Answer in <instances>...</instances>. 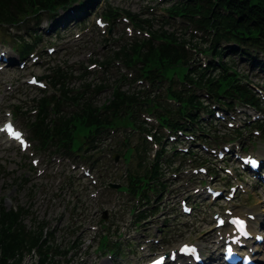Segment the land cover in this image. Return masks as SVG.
Segmentation results:
<instances>
[{
	"label": "trees",
	"instance_id": "trees-1",
	"mask_svg": "<svg viewBox=\"0 0 264 264\" xmlns=\"http://www.w3.org/2000/svg\"><path fill=\"white\" fill-rule=\"evenodd\" d=\"M75 0H0V22H7L14 24L25 20L34 11L41 8H55L57 6H66L67 4ZM180 13L183 16H194L195 14H201L198 19H193L195 24H198L204 30H211L213 32L211 47L214 53H219L221 57L226 54V48H221L224 43L231 41L244 42L249 50L257 48L264 50V0H202L194 5H185L178 7ZM153 33L159 38H165L166 42L162 48L152 46L150 50L146 49L142 41H135L131 45L133 54L125 53V57L129 63L136 64L138 61L143 62L147 69L145 73H151L150 69L153 65H156V69L153 72V77H156L164 69H168L172 66L185 64L192 59V53L185 48L182 43L177 44L179 38L186 39L184 34L177 35L175 32L167 29H154ZM29 45H26L28 47ZM253 58V54L250 53ZM115 56H119L116 54ZM135 56H141L134 58ZM229 65V66H228ZM231 65L224 62H220L219 67L216 66L218 73L214 79L205 80L206 72L191 68L185 79L189 81L193 88H201L205 85L209 86L217 95L221 97L222 94L239 93L242 98L248 99V89L244 83L241 82L238 74L235 71H231ZM65 72L60 67H49L47 70L56 73ZM213 80L215 82H213ZM65 89V88H63ZM66 93H69V89H65ZM116 100L114 101V108L120 116L124 114L122 111H126L125 102L126 97L129 100V106L131 107L136 103L135 94H123L117 89L113 92ZM71 97L74 95L69 94ZM183 101L179 110L174 111L169 109L165 114L160 113V119L163 124L169 125L171 128H176L181 125L180 119L191 117L197 119L198 109L202 106L201 100L194 93H189L186 96L182 94L178 95ZM124 97V98H123ZM87 114L82 116L81 114L65 115L59 110L60 123H50L47 121L46 111L40 113L37 118V123L42 125L40 133L54 129L56 134H60L63 140L67 143L72 138V128H76L77 123L91 126V121L97 123L96 130L99 131L103 126V121L94 111L96 107L95 103L86 101ZM156 109V108H155ZM78 118V116H80ZM42 118V119H41ZM41 119V121H40ZM88 123V124H87ZM146 150L145 146H137V152L141 151L140 166L144 168L145 172H149V161L147 157L143 156V152ZM165 168V166H162ZM158 165L154 172H156ZM139 170H137V173ZM21 179V178H20ZM20 179H14L18 181ZM139 180L147 183L146 177H140ZM30 212L25 211L24 208H20L18 211L13 209L5 210L1 208L0 213V264H22L26 258L23 252V246L25 249L31 250L34 245H37L38 251L41 254V261L45 263L47 259L52 261L53 257L49 256V253L42 251V248L54 247V242L49 239H43V225L36 220L28 227L26 220L29 218ZM33 219V218H31ZM25 221V222H24ZM51 249H46L50 252Z\"/></svg>",
	"mask_w": 264,
	"mask_h": 264
},
{
	"label": "rangeland",
	"instance_id": "rangeland-1",
	"mask_svg": "<svg viewBox=\"0 0 264 264\" xmlns=\"http://www.w3.org/2000/svg\"><path fill=\"white\" fill-rule=\"evenodd\" d=\"M146 0H110V2L114 3L115 5H119L120 7L128 10H132L137 12L138 10L142 11L144 5L146 4ZM100 9V6L97 8V10ZM66 13H69L67 11ZM62 15V13H59ZM44 20L49 21L50 23H54L53 20H49L46 17ZM32 26V23H31ZM62 28L59 27L58 31L60 33L65 34L66 36L70 37L72 33H74L75 30L69 28L67 30H61ZM24 33V31H21ZM57 31H53L50 34H44L43 40L45 42H49L50 39L52 41H55L58 46V52L55 53V55L50 58V60H47L44 64L41 65H35L34 67H31L30 69L26 71L20 70L17 65L11 67L7 71H5L3 74H0V98H3L4 104H12L13 102H18L21 99H28L35 96L36 90L27 86L23 85L21 83V80L26 78L30 73L34 72L36 74L42 75L44 74L45 68L50 64H78V61H85L86 62V53L85 51H81L79 48H76V45L73 46H67L65 42L62 40L58 41V36L56 33ZM88 36V35H87ZM91 37L89 36V39ZM1 42V41H0ZM91 47H99L103 44L100 43V40L97 37H93L90 42ZM42 47V46H41ZM40 53H42L43 48H39ZM49 61V64H48ZM77 61V62H76ZM243 64L240 63V68H242ZM258 69V68H257ZM188 67L186 66H178L169 68L166 71V75L168 78H174V79H180L182 80L184 78V75L187 73ZM259 71L255 70L254 75L252 77V82L256 83L258 81V77L256 75ZM96 77L94 76L93 79ZM261 81V80H259ZM81 80H78L76 82V85L81 84ZM264 83V82H263ZM8 86H12V90H8ZM107 97V94L102 95L100 97L101 101H104ZM21 102V101H20ZM126 120V119H124ZM120 121V120H117ZM210 129H213V133L221 134L222 132H226V128H224L223 124L220 122L210 124ZM88 128L86 126H79L77 132H76V141L80 142L85 134H87ZM121 136V135H119ZM134 142H137L138 139L135 137L133 139ZM256 147L264 149V138L258 139L256 138ZM39 157L42 161V166H44L46 169L47 167V173L43 176H38L35 174L34 171L30 170L28 168L29 166V159L22 156L20 153H18L15 149H7L0 145V204L5 205L6 207H11L14 204H16L17 199L19 203H23L26 206H30L32 210L37 211V213L41 215H47L48 218H51L53 223L57 222V216L59 213L63 210V198L66 197V192H61V190L57 187H54V185L57 184L58 179H63L68 175H78V171L71 172L68 164H66V161L61 160V163H58L56 161H52L50 158L45 157L43 153H38ZM85 154V152L83 153ZM97 154H101L100 150L97 151ZM127 156L131 157V154L128 153ZM185 163V161H184ZM36 171V170H35ZM22 178L25 181V185L22 187L19 186L18 181H14V179ZM189 178L188 175L183 176L182 179L184 181H187ZM21 183V182H20ZM78 183V182H77ZM83 184L85 182H82ZM175 183V182H174ZM31 190L34 191L33 194L31 193ZM53 190L57 192L58 194H53ZM264 191V190H263ZM250 197L242 196L241 201L245 203L246 199H250L247 201V205H244L241 207V210H249V208H255L257 210H263L264 209V194L262 191L253 190V186L250 188ZM52 195V196H51ZM84 196V194H83ZM170 199L174 200L173 193L169 194ZM115 200L118 202L116 205L114 203L107 204L105 209L109 211V219L114 221V224L112 226V230L119 229L122 232V235L128 236L133 229H136L135 224L130 222L131 216L127 211L126 208V198L125 197H116ZM96 201L92 200L91 203L96 206ZM34 205V206H33ZM178 207V205H176ZM96 207L94 208V210ZM97 211V209H96ZM200 211V209H198ZM197 212V211H196ZM201 212V211H200ZM166 213V208L163 212H160V217H164V214ZM61 214V213H60ZM197 216H194L190 218V222H192ZM98 219V216L96 217ZM182 221V220H181ZM264 229V217L262 218ZM168 228L169 234L168 238L172 239V243L180 242L188 239H195L197 240L199 236H201V232L205 231V236L203 237L202 241H205L207 245L210 243L211 238H213V234H211L210 237H206V234L209 233L210 225L208 219L202 221V218L198 220L197 223L185 226V221L180 222L179 218H174L165 228ZM153 230H151V234H154L156 236H163V231L156 230V228L153 226ZM155 229V230H154ZM93 231L85 230L84 235L86 236V246L89 244H92L93 247L89 250V253H87L83 259V264H127L132 263L130 261V252L126 251L125 256H120L118 259H115V257L111 260L108 259L106 253H100L96 252L95 246L98 245L99 241L98 238L96 240H92L94 237ZM133 236L140 239L141 235L134 233ZM164 237V236H163ZM135 253H139L138 247L135 248ZM206 252H209L208 249H206ZM82 260V259H81Z\"/></svg>",
	"mask_w": 264,
	"mask_h": 264
},
{
	"label": "snow or ice",
	"instance_id": "snow-or-ice-1",
	"mask_svg": "<svg viewBox=\"0 0 264 264\" xmlns=\"http://www.w3.org/2000/svg\"><path fill=\"white\" fill-rule=\"evenodd\" d=\"M9 129H11V126H9ZM20 135L21 134L18 133V132L17 133H14V137L17 138V139L20 138ZM233 223L236 224L239 227V230L241 231V233L243 235H247V233L244 232V221L243 220L237 219V220L233 221ZM181 251L188 252V251H195V250L194 249H187V248H185V249H182ZM229 251H231V249H229ZM174 258H175V256H173V259ZM157 264H159V262H157Z\"/></svg>",
	"mask_w": 264,
	"mask_h": 264
},
{
	"label": "bare ground",
	"instance_id": "bare-ground-1",
	"mask_svg": "<svg viewBox=\"0 0 264 264\" xmlns=\"http://www.w3.org/2000/svg\"><path fill=\"white\" fill-rule=\"evenodd\" d=\"M262 214V213H261ZM212 233L210 232L209 234H208V236H210ZM209 258V257H208Z\"/></svg>",
	"mask_w": 264,
	"mask_h": 264
}]
</instances>
